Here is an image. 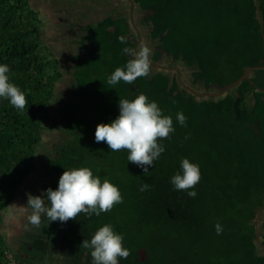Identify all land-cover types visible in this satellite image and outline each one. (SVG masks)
Segmentation results:
<instances>
[{
  "label": "trees",
  "instance_id": "trees-1",
  "mask_svg": "<svg viewBox=\"0 0 264 264\" xmlns=\"http://www.w3.org/2000/svg\"><path fill=\"white\" fill-rule=\"evenodd\" d=\"M122 1L125 11L114 1L115 13L82 33L72 81L61 95L57 85L65 73L44 39L40 10L30 0H0V64L8 65L9 82L27 100L18 111L0 97V264H9V255L18 264H92L91 250L80 245L106 224L130 250L119 264H264L255 243V222L264 209V91L258 89H264V0H259L263 28L256 0H132L134 6ZM131 9L141 35L142 26L149 30L145 45L152 59H171L166 65L182 68L192 86L216 92L254 68L249 80L222 97L200 98L178 82L176 72L150 65V74L133 84L108 85L115 69L133 59L122 53L138 41ZM122 36L124 44L118 40ZM140 94L157 102L175 128L170 139L158 141L165 151L147 176L128 162L126 150L113 152L95 142L97 124L119 115V100ZM178 112L186 126L177 121ZM51 117L58 124L48 128ZM48 130L59 138H48ZM45 145L53 146L49 153ZM182 158L200 169L201 179L190 189L195 198L170 183L181 172ZM85 167L117 186L123 202L99 216L81 213L66 223H49L45 215L39 227L26 220L28 235L14 252L4 227L8 207L31 212L29 194L55 190L65 170ZM37 168L45 171V180L37 192L23 193ZM144 182L151 187L141 192ZM260 228L264 245V218Z\"/></svg>",
  "mask_w": 264,
  "mask_h": 264
},
{
  "label": "clouds",
  "instance_id": "clouds-1",
  "mask_svg": "<svg viewBox=\"0 0 264 264\" xmlns=\"http://www.w3.org/2000/svg\"><path fill=\"white\" fill-rule=\"evenodd\" d=\"M142 37L144 39L143 35ZM118 40L122 44L126 43V37H118ZM122 53L132 56L133 59L127 62L125 68H116L108 77L107 83L110 86L121 81L133 84L137 78L150 74L149 47L140 45L135 51L125 47ZM8 72V65L0 64V97L7 99L18 111H22L27 105L25 94L9 82ZM176 119L181 126H186V117L182 112L176 114ZM174 131L171 116L163 115L157 102H150L145 94H140L131 101L119 100V115L109 124H97L95 142L106 143L113 152L126 150L128 162L141 168L147 176L150 175L149 167H154V162L165 151L158 141L170 139ZM180 168L181 172L176 173L170 183L175 190L185 191L190 198H195L197 193L190 189H194L201 179L199 166L187 158H182ZM150 187L151 185L144 182L140 191L144 192ZM45 201L50 206L46 207ZM122 202L123 198L117 186L107 179L101 182L98 176H94L85 167L65 170L55 190L49 187L41 195L29 194L26 208L32 210L28 216L29 222L39 227L42 215L47 217L49 223H66L76 220L81 213L88 218L93 214L99 216ZM215 227L217 234H221L222 227L219 224ZM122 241L123 236L115 233L113 227L106 224L95 232L90 241L84 239L80 246L91 250L92 264H119L118 258L127 259L130 255V250L123 246Z\"/></svg>",
  "mask_w": 264,
  "mask_h": 264
},
{
  "label": "rangeland",
  "instance_id": "rangeland-1",
  "mask_svg": "<svg viewBox=\"0 0 264 264\" xmlns=\"http://www.w3.org/2000/svg\"><path fill=\"white\" fill-rule=\"evenodd\" d=\"M114 1H118L122 6L121 9L124 11L126 10L125 8H127V4L122 0H30L32 6L41 12V17L45 27L43 30L44 39L48 41L49 48L53 50L57 57L60 58L62 63L65 76L57 85V91L59 94L65 95L68 92L69 83L72 81L71 72L73 69L71 66L73 65V57L75 54L80 52V39L82 38V33L86 31L88 26L96 24L104 16L114 14V9L117 7L115 6ZM139 18L140 17H138V20ZM142 28L144 43L142 42L141 45H145L147 43L148 38L146 36L149 35V30L143 26ZM165 60L171 59L165 58L164 60H160L158 63L164 65L168 64ZM183 67L185 68V66ZM185 69L190 72L188 68ZM202 87L203 86H194V88L200 92L213 91L210 88L204 89ZM217 91H220L219 88H217ZM57 124L58 121L51 117L48 123V128H53ZM46 134H51L48 137L50 139L51 137L56 139L59 138V136L55 135L56 133L53 134L49 130L46 131ZM50 146H44L46 153H49L53 147ZM44 174L45 171L42 168H37L36 172H34L31 177V180H28L25 184L22 190L23 193H26L31 189L37 192V186L40 185L41 181L46 178ZM41 194L42 193L40 192V195ZM20 197L23 196L19 195V198ZM17 204L18 203L16 202V205ZM6 214L10 217L7 218L4 227L6 229V234L9 236L10 242L12 243V250L15 252L20 249L21 242L23 243L26 240L29 229H26L24 223L28 220V216L31 215V212H25V209L21 206L18 208L16 206H10L6 210ZM164 253L165 251L161 248L159 256L163 257L162 255H164ZM166 261L168 263L170 262L168 258Z\"/></svg>",
  "mask_w": 264,
  "mask_h": 264
},
{
  "label": "water",
  "instance_id": "water-1",
  "mask_svg": "<svg viewBox=\"0 0 264 264\" xmlns=\"http://www.w3.org/2000/svg\"><path fill=\"white\" fill-rule=\"evenodd\" d=\"M128 2H131V4L134 6V2L132 0H127ZM256 4H257V13H258V18L259 21L261 23V26L263 28V17H262V12L260 10V6H259V0H256ZM130 19L132 21V25L134 27V29L136 30L137 34H138V41H137V47L139 45H141L142 41H143V37L140 33L139 28L137 27L135 18H134V10L131 9L130 10ZM150 61H151V66L155 67L156 69H160V70H164V71H173L176 72V76L178 79V82L184 86L185 89H187L189 92H191L193 95L200 97V98H218V97H222L224 96L229 90H231L232 88H235L236 86L240 85L243 81L245 80H249L250 74L251 72L254 70V68H248L245 73L241 76V78H239L237 81L229 84L227 87L223 88L220 91L217 92H213V91H198L194 88V86H192L190 83L186 82L184 80V77L182 76V68L178 67V66H173V65H164V64H160L156 61H154L152 59V57L150 56ZM251 83H254L253 80H251ZM259 90L264 91L263 88H259ZM259 217V216H258Z\"/></svg>",
  "mask_w": 264,
  "mask_h": 264
},
{
  "label": "flooded vegetation",
  "instance_id": "flooded-vegetation-1",
  "mask_svg": "<svg viewBox=\"0 0 264 264\" xmlns=\"http://www.w3.org/2000/svg\"><path fill=\"white\" fill-rule=\"evenodd\" d=\"M129 7H130V5H129ZM144 43V42H143ZM140 46V45H139ZM139 46L137 47V45L135 46V48H134V51L135 50H137L138 48H139ZM184 71V70H183ZM182 75L184 76V77H186V79L188 80V78H189V80L190 79H192L189 75H186V73H184V72H182ZM202 88H204V87H202ZM204 89H206V88H204ZM263 210L264 209H261L260 210V212H259V214H258V216L259 217H257V219H256V222H255V224L257 225V230H256V240H255V243L260 247V249H261V251H260V255H264V245L262 244V238H261V222H262V218H264V216H262V213H263ZM263 246V247H262Z\"/></svg>",
  "mask_w": 264,
  "mask_h": 264
},
{
  "label": "built area",
  "instance_id": "built-area-1",
  "mask_svg": "<svg viewBox=\"0 0 264 264\" xmlns=\"http://www.w3.org/2000/svg\"><path fill=\"white\" fill-rule=\"evenodd\" d=\"M8 258H9V264H18L12 255H9Z\"/></svg>",
  "mask_w": 264,
  "mask_h": 264
}]
</instances>
